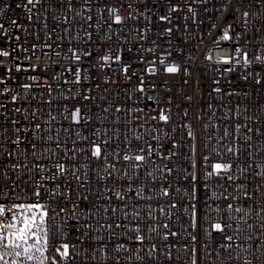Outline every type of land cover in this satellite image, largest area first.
I'll use <instances>...</instances> for the list:
<instances>
[{
  "label": "built area",
  "instance_id": "1",
  "mask_svg": "<svg viewBox=\"0 0 264 264\" xmlns=\"http://www.w3.org/2000/svg\"><path fill=\"white\" fill-rule=\"evenodd\" d=\"M26 2L0 0V9L8 5L0 13V47L7 45L18 57L0 56V76L9 74L7 65L17 77L7 83L9 89L31 85L27 91L17 88L15 103L10 102L15 93L0 96L5 105L0 108V203L9 209L14 203H35L33 193L40 192L39 201L50 206L47 264H192L193 255L196 264H264V0H171L181 10L168 21L159 20L168 14V0H34L31 12L16 7ZM229 3L225 11L223 5ZM13 19L23 27H14ZM229 25L231 42L220 41L217 47V38ZM166 27L172 32H164ZM237 45L242 51L236 58L247 52L250 65L241 61L220 66L205 60L209 49L213 60L235 56ZM70 49L81 53L79 62ZM85 51L91 55L83 56ZM104 54H119L121 66L114 60L100 61ZM16 63L35 67L18 73ZM123 63L131 66L127 75ZM173 63L180 71L165 72L164 67ZM69 65L81 68L82 75L87 72L89 79L77 84L66 71ZM256 73L259 85L254 82ZM32 76L37 79H29ZM216 87L221 92L214 91ZM232 90L235 94L230 96ZM85 95L90 99L84 100ZM76 107L81 112L73 120ZM160 109L169 116L167 122L159 120ZM13 120L22 129L18 145L13 143ZM35 123L41 128L34 129ZM93 143L102 147L99 159L91 155ZM149 146L151 156L146 154ZM140 148L145 152L139 153ZM74 149L83 151L73 155ZM126 153L146 158L125 161ZM215 162L232 167L205 177L211 171L206 163ZM15 163L21 167H8ZM57 163L65 165L64 174L55 168ZM113 164L115 169L105 167ZM133 164L140 167L133 169ZM192 172L199 180L195 201L189 195ZM117 191L123 192V201L115 197ZM191 204L198 210L196 228L191 227ZM10 221V213L0 216V223ZM117 223L122 226L106 227ZM214 223H221L223 231L214 229ZM137 225L143 242L130 239ZM165 232L176 235L164 240ZM65 243L70 246L67 258L60 255ZM118 244L123 249H117Z\"/></svg>",
  "mask_w": 264,
  "mask_h": 264
},
{
  "label": "snow or ice",
  "instance_id": "2",
  "mask_svg": "<svg viewBox=\"0 0 264 264\" xmlns=\"http://www.w3.org/2000/svg\"><path fill=\"white\" fill-rule=\"evenodd\" d=\"M36 3H39V0H36ZM185 3H187V0H185ZM29 6H34V0H27L26 3H21V4H17L16 7L17 8H24L26 11L31 12V8ZM8 7L7 4H5L4 9H0V13H2L6 8ZM67 7L70 9L72 7L71 2L68 3ZM129 7H131V5H129ZM225 11H227L230 7V3L229 4H225L223 5ZM181 10V6L179 3L173 4L171 2V0H168V14L166 15H160L159 16V20L160 21H168L170 19V16L172 15L173 12H177ZM216 11H219V8L215 9ZM113 11H115L113 9ZM188 11L192 12V8L189 5L188 7ZM205 11H207V9H205ZM194 15V13H193ZM249 15V13L247 11L243 12V16L247 17ZM27 19L31 20L32 16L29 15L27 16ZM53 19H55V17H53ZM89 20L92 19L91 16L88 17ZM115 20L117 22H120L122 20V17L120 15H115ZM11 24L14 27H23V24H17V20L13 19L11 21ZM247 24V21H245V25ZM211 27L215 28L216 25L213 24L211 25ZM3 26L0 25V32H2ZM230 29H231V25H229L228 27H225L223 29V34L217 38L216 46L219 47L220 46V41H228L231 42V36H230ZM257 31H259V29H257ZM164 32L167 33H171L172 29L169 27L164 28ZM239 34L237 33V36ZM16 40L18 41L20 39V37L17 35ZM48 45H46L47 47ZM37 47V45L33 44L32 48L35 49ZM24 51L26 52L27 49H24ZM72 54H73V58L74 61L79 62L81 60V53L77 50H71ZM242 49L239 45H237L234 48V53L235 56L233 55H221L218 58H216L215 60H213V56H212V50L209 49L208 53L205 54V60L214 63L215 65H220V66H225L228 64H234V65H239L241 64V61L243 62V64L245 66L250 65L251 61L248 59V55L247 52L244 53L242 58H236L237 56H239V54L241 53ZM83 56L87 57L90 56L91 53L85 51L82 53ZM0 56L2 57H12L13 60H17L18 57H16L14 55L13 51L9 50V47L7 45H5L4 47H0ZM256 59H261V57L257 56ZM99 60L103 61V62H108L109 60H114L116 62H118V67L121 66L120 62L122 61V57L117 54V55H109V54H104L99 56ZM161 63L163 64L164 61L163 59L161 60ZM0 64H4V61H0ZM105 64H100V67H104ZM5 69L8 71V75L7 76H0V86L3 87V92H0V96L5 95V94H11V93H15L11 95V100L10 102L15 103L18 98H19V92L17 90V88H23L24 90H28L31 85L24 83V84H20L17 87H13L12 89H9L7 87V83L11 82V81H15L17 79L16 76L11 75V69L7 68V65H4ZM35 65L29 64L27 67H24L21 63H16L15 64V70L16 72H26L29 68H34ZM89 67H95V65H89ZM130 65L127 63H123L122 64V71L125 75H127L129 73L130 70ZM150 72H155L156 69L154 67H149L148 69ZM226 71L228 69H225ZM66 71L71 72L75 78V82L77 84H79L82 79L83 80H88L89 79V74L87 72H84L82 75V70L79 67H73L72 65H69V67L66 69ZM164 71L167 73H176L178 71H180L179 66L173 64H168L164 67ZM185 71H187L185 69ZM133 75H135V73H133ZM256 78H255V84L259 85L261 84V77L259 73L255 74ZM55 78V77H54ZM29 79L31 80H36L37 78L35 76L29 77ZM244 79H247V76L244 77ZM185 83H187V81H185ZM215 83H219L218 81H216ZM140 91H143V77H140ZM48 90L50 91V86L48 87ZM214 91H216L217 93L221 92V88L220 87H216L214 89ZM230 96L234 95L235 92L234 90L230 91L228 93ZM187 100L191 101L192 97L191 96H187L185 97ZM84 100H89L90 96L85 95L83 97ZM5 107V105L0 104V108ZM13 111L15 113H19L20 112V108H13ZM39 111V110H37ZM81 112V109L79 107H76L74 109V111H72L71 116L73 120H77L79 117V114ZM33 116L35 117V113H33ZM24 120L28 119V116L25 115L23 117ZM54 119V117L52 118ZM169 119V116L165 114V112L163 111V109L159 110V120L161 121H165L167 122ZM12 126H13V131L16 133V137H15V141H13L14 144H19L22 142V136L20 135V133L22 132L21 127L18 126V122L13 120L12 121ZM237 128L240 127L239 124L236 125ZM41 128V124L40 123H35L34 125V129H40ZM27 128L23 129L24 132H27ZM34 135V139H35V133ZM79 135V134H77ZM189 136L192 135L191 132L188 133ZM225 135H227V133H225ZM26 139V137L24 138ZM48 140H51L52 137L48 136L47 137ZM86 139V138H83ZM136 139H139V137H136ZM247 139V137H246ZM59 137H57V147H59ZM250 146V145H249ZM206 147V146H205ZM31 148H32V154L33 156H35V148H36V144L33 142L31 144ZM77 151H83V149H74L73 151V155H75V152ZM228 151H232L231 148L228 149ZM139 153H144L145 149L144 148H140L138 149ZM192 152L193 155L195 154V146H192ZM102 147L100 144L97 143H93L91 145V155L94 158L99 159L102 156ZM147 156H151L153 155L151 146L148 147L147 149ZM9 156L12 155L11 152L8 153ZM173 155V153H169V156ZM249 155H251L249 153ZM146 156L145 155H141V154H136L133 156H129L127 153L123 156V159L125 161L134 159L135 161H139V162H143L145 160ZM105 159H107V157H105ZM209 159L208 156L204 157L205 162H207V160ZM207 167L211 168V171L205 172L204 176L205 177H210L213 174H223V173H227L229 171V169L232 167V165L230 163H226V162H215L212 163L210 166L207 165ZM8 167L10 168H20L21 165L19 163H15V164H10L8 165ZM106 168L110 167L111 169H115V164L108 166H105ZM133 169H138L140 167L139 164H133L132 165ZM191 167L195 168L196 167V161L193 159L191 161ZM55 168L58 170L59 173L64 174L66 169H65V165L62 163H57L55 165ZM39 171H43V166H39L38 167ZM166 172L171 173L172 169L170 168H166L165 169ZM151 175V173L149 174ZM190 175V179L192 181V183L190 184V192L189 195L191 197V200L195 201L197 199V183L199 182L197 174L195 172H192L189 174ZM108 176L111 177V171L108 172ZM51 180L55 181L57 179L56 175H52ZM77 180H79V177H76ZM153 179H155V177L153 176ZM227 179L229 181H231L233 178L231 176H228ZM205 189H207V184L203 185ZM162 194L167 196L168 193V189L167 188H163ZM137 195H139V193L137 192ZM245 196H248L247 191H245L244 193ZM33 196L37 198V202L35 203H14L11 207V209L6 208L4 203H0V216H6L8 213L11 214V221L8 223H0V264H47L48 262V257L45 255L46 249L48 247V239H49V235H50V229L49 226L47 224V215H48V210H49V205L47 203H42L39 201L40 198V192L39 191H35L33 193ZM115 197L118 200L123 201L125 196L123 194L122 191H117L115 192ZM17 199H19V197H17ZM86 199V198H85ZM233 199H235V197H233ZM174 206V205H173ZM229 208L232 207L231 204L227 205ZM113 211H115V209H113ZM161 211H163V209H161ZM237 211H239V209H237ZM137 216H139V213H136ZM149 215L151 216V213H149ZM190 215L192 218V222H191V227L196 228L198 226V210L196 208L195 204H191L190 205ZM125 218H127V214H125ZM113 226L115 227H121L122 225H120L119 223L113 225V224H108L106 227L111 229ZM85 227H91L89 225H85ZM165 228H167L168 226L165 225ZM212 227L214 229L223 231V227L221 223H214L212 224ZM154 229H149V231H153ZM132 231L135 233L134 236L130 237V239H133L135 241H141L143 242L145 239V236L141 233V229L140 227L137 225L135 227H133ZM87 235V233H85V236ZM169 235H173L175 236L176 233H169V232H165L163 234L162 239L167 240ZM227 240H231L232 237L231 236H226L225 237ZM191 239L193 241L197 240V236H192ZM69 244L65 243L62 245L63 251L60 252L61 257L67 258L69 256ZM103 247V246H102ZM123 245L118 244L116 245L117 249H123ZM152 248L155 249L156 245L153 244ZM59 251V249H58ZM191 251L193 252V254H195L196 252V248L193 246ZM94 254V253H93ZM149 255H151V252H149ZM5 256H11L12 260H6ZM23 258V259H19V258ZM136 259H140L139 256L136 257ZM54 264V262H53ZM192 264H196V258L195 255H193V259H192Z\"/></svg>",
  "mask_w": 264,
  "mask_h": 264
}]
</instances>
